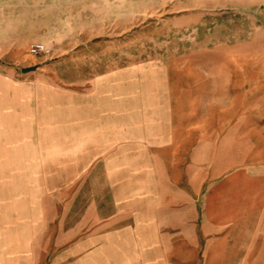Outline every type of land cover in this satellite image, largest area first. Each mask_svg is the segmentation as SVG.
<instances>
[{"label":"crops","instance_id":"0c3cea01","mask_svg":"<svg viewBox=\"0 0 264 264\" xmlns=\"http://www.w3.org/2000/svg\"><path fill=\"white\" fill-rule=\"evenodd\" d=\"M25 1L0 0V264H264V130L216 123L190 9Z\"/></svg>","mask_w":264,"mask_h":264},{"label":"rangeland","instance_id":"374dc122","mask_svg":"<svg viewBox=\"0 0 264 264\" xmlns=\"http://www.w3.org/2000/svg\"><path fill=\"white\" fill-rule=\"evenodd\" d=\"M53 0H41V3L51 4ZM55 11L57 22L63 19L64 0H56ZM81 0H74V12L80 10ZM90 5L92 1L89 0ZM107 12L112 5L119 7L123 17L129 10V1L134 2L137 13L145 12L152 4L172 0H101ZM190 10L185 14L192 23L186 30L185 47L196 49L199 55L194 56L200 64H210L215 67L218 86V96L224 95V86L231 87L233 103L217 104L216 123L224 124L229 120L220 119V110L232 106V123L245 121L246 125L264 130V0H181ZM153 2V3H152ZM25 3L32 4V0ZM111 3V4H110ZM95 4V3H94ZM2 11L3 9L0 8ZM7 10V9H5ZM36 8L19 9L24 17L36 14ZM39 11L45 8L38 9ZM100 10V9H99ZM97 9H89L90 14ZM139 15V14H138ZM36 16V15H35ZM95 15H92V17ZM142 16V17H141ZM138 23L147 16L141 15ZM31 48L28 50L29 55ZM262 133V132H261ZM264 133V132H263Z\"/></svg>","mask_w":264,"mask_h":264},{"label":"built area","instance_id":"2783aa9c","mask_svg":"<svg viewBox=\"0 0 264 264\" xmlns=\"http://www.w3.org/2000/svg\"><path fill=\"white\" fill-rule=\"evenodd\" d=\"M47 51H48V49L44 45H41V44L40 45H34L31 48V53L34 55H38L40 53H44Z\"/></svg>","mask_w":264,"mask_h":264}]
</instances>
